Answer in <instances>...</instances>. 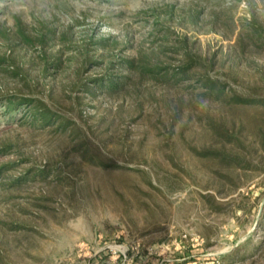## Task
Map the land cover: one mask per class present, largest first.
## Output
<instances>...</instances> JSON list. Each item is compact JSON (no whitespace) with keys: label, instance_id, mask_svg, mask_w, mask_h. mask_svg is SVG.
<instances>
[{"label":"rangeland","instance_id":"rangeland-1","mask_svg":"<svg viewBox=\"0 0 264 264\" xmlns=\"http://www.w3.org/2000/svg\"><path fill=\"white\" fill-rule=\"evenodd\" d=\"M254 25L264 0H0V96L73 122L38 129L0 105V264H264ZM128 59L170 73L192 59L195 76L145 78ZM110 75L130 79L86 92Z\"/></svg>","mask_w":264,"mask_h":264},{"label":"trees","instance_id":"trees-1","mask_svg":"<svg viewBox=\"0 0 264 264\" xmlns=\"http://www.w3.org/2000/svg\"><path fill=\"white\" fill-rule=\"evenodd\" d=\"M252 31L256 35L257 38L264 40V30L259 28L258 26H253ZM168 34L164 38V40H169ZM108 40L101 39L98 44L99 46L105 47V44ZM97 44V45H98ZM186 45L184 43H176L174 44V52L177 54L184 53L186 57L187 55L185 52ZM191 58V57H189ZM193 60L190 59L188 65L182 66L179 70L170 73L167 70H164L159 65H152L149 63H143L141 67L137 68L136 60L135 59H128L124 61L123 66L125 67L126 71L129 72L139 71L142 77L149 76L150 78H157L158 75H162L163 78H175L179 77H194L195 75L191 73ZM130 77L128 76H107L101 79L94 80L90 85H84L86 88V92L94 93V91L98 88L107 89L110 92H115L119 90L122 86L126 85V81L129 80ZM201 87L205 89L208 95L220 97L224 94V89L219 88L213 81L210 79H201L200 80ZM239 103L247 106H254L258 105L261 102L254 97H240ZM0 105L4 106V110L8 114H15L17 111L24 109L26 114V119L28 118V122L32 126L38 129H46L48 127H54L58 125L59 130L66 131L68 130L73 122L65 116H62L56 113L48 104L44 103L41 100L30 98L22 95H7V96H0ZM2 171H0L1 173ZM37 172V171H36ZM51 171H47L46 169H40L36 173V176H44L49 174ZM52 173V172H51ZM54 173V172H53ZM58 174V173H55Z\"/></svg>","mask_w":264,"mask_h":264}]
</instances>
